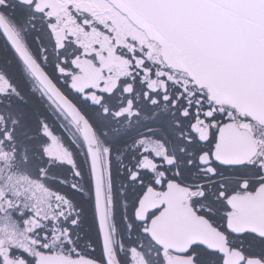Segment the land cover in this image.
Here are the masks:
<instances>
[{
    "label": "snow or ice",
    "instance_id": "snow-or-ice-1",
    "mask_svg": "<svg viewBox=\"0 0 264 264\" xmlns=\"http://www.w3.org/2000/svg\"><path fill=\"white\" fill-rule=\"evenodd\" d=\"M0 264H264V0H0Z\"/></svg>",
    "mask_w": 264,
    "mask_h": 264
}]
</instances>
